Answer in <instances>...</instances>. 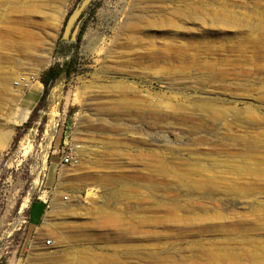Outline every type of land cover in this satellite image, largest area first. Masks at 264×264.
<instances>
[{
    "label": "rangeland",
    "instance_id": "obj_1",
    "mask_svg": "<svg viewBox=\"0 0 264 264\" xmlns=\"http://www.w3.org/2000/svg\"><path fill=\"white\" fill-rule=\"evenodd\" d=\"M81 2L0 0V264H264V0Z\"/></svg>",
    "mask_w": 264,
    "mask_h": 264
},
{
    "label": "bare ground",
    "instance_id": "obj_2",
    "mask_svg": "<svg viewBox=\"0 0 264 264\" xmlns=\"http://www.w3.org/2000/svg\"><path fill=\"white\" fill-rule=\"evenodd\" d=\"M18 87H23V86H29L30 83L26 80H20V82L17 84ZM18 90L19 91V94L21 95V88H19ZM28 114L29 112L27 110H23L21 109L20 110V113L15 117L16 121L22 123V122H25L28 118ZM246 140H244L245 144H246V150H251L252 147L250 145H248L250 143V140L252 138L251 135H245ZM22 149L25 150V154L29 153L30 149H31V146L28 142H26L24 145H22ZM249 152V151H248ZM249 154V153H247ZM44 165H47V160H44ZM45 168V167H44ZM54 171H55V166H50V169L48 170V173H47V187H50L52 184H53V181H54ZM23 207L25 208L26 207V204L24 203ZM15 227V223H14V226L13 228Z\"/></svg>",
    "mask_w": 264,
    "mask_h": 264
},
{
    "label": "water",
    "instance_id": "obj_3",
    "mask_svg": "<svg viewBox=\"0 0 264 264\" xmlns=\"http://www.w3.org/2000/svg\"><path fill=\"white\" fill-rule=\"evenodd\" d=\"M89 1L90 0H82L80 5L74 10L72 15L68 18L63 34H62V37H61L62 40H67L70 30L72 28V25L77 22L82 10L88 5ZM77 30H78V27L76 26L72 33V37H71L72 39H74L77 33Z\"/></svg>",
    "mask_w": 264,
    "mask_h": 264
},
{
    "label": "trees",
    "instance_id": "obj_4",
    "mask_svg": "<svg viewBox=\"0 0 264 264\" xmlns=\"http://www.w3.org/2000/svg\"><path fill=\"white\" fill-rule=\"evenodd\" d=\"M70 71H66V74H69ZM60 70L56 66H50L44 73L41 78V83L46 88L52 84L59 76ZM32 206V205H31ZM31 208V207H30ZM30 210V209H29Z\"/></svg>",
    "mask_w": 264,
    "mask_h": 264
},
{
    "label": "built area",
    "instance_id": "obj_5",
    "mask_svg": "<svg viewBox=\"0 0 264 264\" xmlns=\"http://www.w3.org/2000/svg\"><path fill=\"white\" fill-rule=\"evenodd\" d=\"M77 161L73 158L72 155H65V157L60 159V165H73L76 164ZM46 201H43V204H45ZM48 207V205H46V208ZM46 245H50L51 244V240H47L45 241Z\"/></svg>",
    "mask_w": 264,
    "mask_h": 264
},
{
    "label": "crops",
    "instance_id": "obj_6",
    "mask_svg": "<svg viewBox=\"0 0 264 264\" xmlns=\"http://www.w3.org/2000/svg\"><path fill=\"white\" fill-rule=\"evenodd\" d=\"M40 87V86H39ZM21 108V107H19ZM22 109H25V108H22ZM25 110H28V109H25ZM30 111V110H29ZM60 163V161H58V159L56 157H53V156H50L48 157V161H47V168L48 170L50 169V166H55V169H56V166ZM46 183H47V180H46ZM40 205H42V208H43V212H44V205L42 203H40ZM43 215V213H42ZM42 218V217H41ZM28 220H29V211H28ZM41 220V219H40ZM39 223V222H38ZM38 223H35L33 224L31 227H35L36 224ZM30 225V224H29Z\"/></svg>",
    "mask_w": 264,
    "mask_h": 264
}]
</instances>
